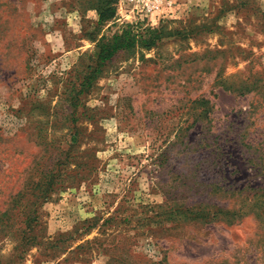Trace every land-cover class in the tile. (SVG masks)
Returning <instances> with one entry per match:
<instances>
[{
    "label": "rangeland",
    "instance_id": "rangeland-1",
    "mask_svg": "<svg viewBox=\"0 0 264 264\" xmlns=\"http://www.w3.org/2000/svg\"><path fill=\"white\" fill-rule=\"evenodd\" d=\"M98 1L0 0V264H264V0Z\"/></svg>",
    "mask_w": 264,
    "mask_h": 264
},
{
    "label": "trees",
    "instance_id": "trees-1",
    "mask_svg": "<svg viewBox=\"0 0 264 264\" xmlns=\"http://www.w3.org/2000/svg\"><path fill=\"white\" fill-rule=\"evenodd\" d=\"M117 0H99L96 4V11L98 15V23L110 20L114 17L115 6ZM159 39L158 33L154 29H148V34H141V32L134 30L132 25H127L120 33H114L110 38L98 40L96 43V62L95 68L85 77L84 85H89L92 78L101 72V67L104 63L110 60L118 50L132 51L137 46L150 48L155 45Z\"/></svg>",
    "mask_w": 264,
    "mask_h": 264
},
{
    "label": "built area",
    "instance_id": "built-area-1",
    "mask_svg": "<svg viewBox=\"0 0 264 264\" xmlns=\"http://www.w3.org/2000/svg\"><path fill=\"white\" fill-rule=\"evenodd\" d=\"M172 0H118L117 11L122 14H133L155 18L164 8L170 6Z\"/></svg>",
    "mask_w": 264,
    "mask_h": 264
}]
</instances>
